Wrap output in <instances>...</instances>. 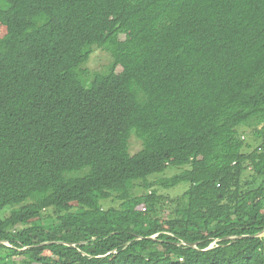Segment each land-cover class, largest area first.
Returning a JSON list of instances; mask_svg holds the SVG:
<instances>
[{"label":"trees","instance_id":"trees-1","mask_svg":"<svg viewBox=\"0 0 264 264\" xmlns=\"http://www.w3.org/2000/svg\"><path fill=\"white\" fill-rule=\"evenodd\" d=\"M0 24V264H264V0H0Z\"/></svg>","mask_w":264,"mask_h":264},{"label":"rangeland","instance_id":"rangeland-1","mask_svg":"<svg viewBox=\"0 0 264 264\" xmlns=\"http://www.w3.org/2000/svg\"><path fill=\"white\" fill-rule=\"evenodd\" d=\"M6 33V29L4 27V25L0 24V39L2 37H4ZM110 63H112V58L111 56L108 55L107 52H105L104 50H94L93 53L90 55V58L87 62V64L84 66V69H86L88 72H94V71H104L107 69V67L110 65ZM72 73H74L75 75L80 76V70L78 69H74L72 70ZM141 149V143L139 140H137L133 135L131 136L130 140H129V152L130 154H135L136 152H138ZM180 171V169H167L162 175L160 176H152L151 177V181L153 179H159V178H169L172 177L173 175L177 174ZM155 180V181H156ZM188 187L187 184H181L175 188H163L161 186L154 185L152 187V189H154L156 191V196L162 197L163 201L165 204L168 205V203L170 202L171 199L176 198L177 196H179L181 193H183L186 188ZM144 192H148V190H140V189H136L133 194L136 195H142L144 194ZM117 207L118 203L116 202H111V201H107L103 203V208L106 207ZM3 245L5 246H11L8 243H3Z\"/></svg>","mask_w":264,"mask_h":264},{"label":"clouds","instance_id":"clouds-1","mask_svg":"<svg viewBox=\"0 0 264 264\" xmlns=\"http://www.w3.org/2000/svg\"><path fill=\"white\" fill-rule=\"evenodd\" d=\"M3 244V243H2Z\"/></svg>","mask_w":264,"mask_h":264},{"label":"water","instance_id":"water-1","mask_svg":"<svg viewBox=\"0 0 264 264\" xmlns=\"http://www.w3.org/2000/svg\"><path fill=\"white\" fill-rule=\"evenodd\" d=\"M152 239V238H151Z\"/></svg>","mask_w":264,"mask_h":264}]
</instances>
